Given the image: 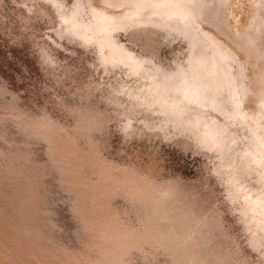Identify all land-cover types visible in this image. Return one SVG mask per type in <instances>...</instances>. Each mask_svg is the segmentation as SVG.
<instances>
[{"label": "rangeland", "instance_id": "1", "mask_svg": "<svg viewBox=\"0 0 264 264\" xmlns=\"http://www.w3.org/2000/svg\"><path fill=\"white\" fill-rule=\"evenodd\" d=\"M0 264H264V0H0Z\"/></svg>", "mask_w": 264, "mask_h": 264}]
</instances>
